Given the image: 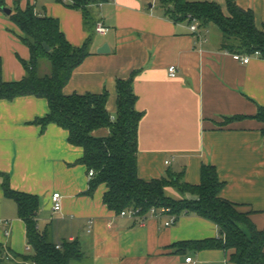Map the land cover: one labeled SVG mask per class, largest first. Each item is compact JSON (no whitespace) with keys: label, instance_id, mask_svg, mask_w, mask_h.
Wrapping results in <instances>:
<instances>
[{"label":"crops","instance_id":"obj_1","mask_svg":"<svg viewBox=\"0 0 264 264\" xmlns=\"http://www.w3.org/2000/svg\"><path fill=\"white\" fill-rule=\"evenodd\" d=\"M213 2L227 14L226 0ZM250 9L258 28L264 26V0H233ZM13 10L31 6L38 17L58 21L74 47L91 35L90 53L74 69L64 95L108 94L106 110L116 113V80L134 74L132 90L138 123L137 175L149 181L183 173L190 185L200 182L204 165L215 168L223 183L219 196L251 211L257 229L264 228V124L253 119L264 106V59L235 61L221 48V34L209 26L197 41L186 22L175 23L158 0H101L93 6L95 23L107 34L84 28L82 12L61 0H4ZM18 28L0 10L1 76L5 82L24 76L21 61L28 48ZM106 43L109 52L96 50ZM170 66L175 67L171 76ZM49 112L45 99L32 96L0 100V172L10 188L38 197L37 228L59 245L77 241L83 258L76 264H233L219 247L195 248L194 242L217 240L219 228L195 214L169 215L144 221L121 217L102 203L104 185L88 194L91 178L79 162L82 150L67 142V132L54 124L43 130L34 122ZM235 116L244 117L230 120ZM107 129L94 132L106 136ZM168 162V164H166ZM170 189L166 190L173 196ZM60 193L61 210L53 212L50 196ZM176 195V194H174ZM178 195V194H177ZM176 195V196H177ZM189 198V196H184ZM176 198H180L178 195ZM0 244L17 254H30L24 222L13 200L0 188ZM5 229L9 235L4 234ZM186 258H191L186 262Z\"/></svg>","mask_w":264,"mask_h":264},{"label":"trees","instance_id":"obj_2","mask_svg":"<svg viewBox=\"0 0 264 264\" xmlns=\"http://www.w3.org/2000/svg\"><path fill=\"white\" fill-rule=\"evenodd\" d=\"M101 0H73L68 5L82 12L84 28L91 34L95 19L93 6ZM164 14L173 22L196 20L201 32L209 26L221 34V48L229 54L252 55L264 59V26L258 28L250 9L239 8L233 0H226L227 14L213 2H188L186 0H158ZM5 7L0 0V10ZM8 19L18 28L19 40L28 48L29 59L21 61L24 76L18 81L5 82L1 76L0 100L11 101L18 97L32 96L45 99L48 114L34 123L43 130L54 124L67 132V142L82 150L79 162L92 170L94 175L87 193L92 194L104 185L102 203L115 214L126 210H138L147 217L150 210L168 209L165 215L195 214L207 219L219 228L217 240L194 242L195 248L219 247L233 264H264V228L257 229L251 219V211L219 196L223 183L211 165L200 170V182L190 185L183 173H168L158 179L142 180L137 175L138 123L142 114L135 110L136 97L132 90L134 74L126 80H116V113L112 118L107 110L108 94L64 95L62 90L72 72L90 53L91 35L80 47L72 46L59 29L58 21L51 17H38L31 6L11 10ZM94 32V31H93ZM95 33V32H94ZM45 44L49 51L44 50ZM46 61L49 72L40 73V65ZM235 116L228 121L240 120ZM264 124V106H258L252 116ZM107 129L106 136L94 132ZM264 138V128L261 129ZM0 188L4 197L15 202L17 216L26 229L30 254H17L0 244V264H76L83 258L77 241H63L57 247L46 232L37 228L38 197L10 188L9 177L0 172ZM180 195L175 198L166 190ZM189 196L185 198L184 196Z\"/></svg>","mask_w":264,"mask_h":264},{"label":"built area","instance_id":"obj_3","mask_svg":"<svg viewBox=\"0 0 264 264\" xmlns=\"http://www.w3.org/2000/svg\"><path fill=\"white\" fill-rule=\"evenodd\" d=\"M63 3L70 5L73 4V0H61ZM190 32L192 34H194L197 37V41L203 42L205 41V38L203 37V33L205 32H201L198 28V24L196 20H192V22L189 24L188 26ZM109 31V28L107 26H105L101 21H97L95 23L94 26V32L96 34H107ZM258 52H255L252 55H240V54H231L232 58L235 61L241 62L242 64H247L251 58V56H258ZM168 72L171 76L174 75L175 73V67L174 66H170L168 68ZM166 164H168V162H166ZM94 175L92 170H89L87 172V176L88 178H91ZM50 201H51V208L53 212H59L61 210V196L60 193L58 192H53L50 196ZM168 212V209H161V210H150L149 215L151 217H155V216H161L164 215ZM119 216L121 217H127L130 219H137L140 220L141 222L144 221V219H146L145 217H142L138 214V210H126V211H121L119 214ZM175 216H169V219L167 220V222L165 223L166 226L171 225L175 222ZM8 222L7 221H3L0 220V226H7ZM4 234L6 236L9 235V230L5 229ZM57 247H59V245H57ZM191 260V258H186L185 261L189 262Z\"/></svg>","mask_w":264,"mask_h":264},{"label":"water","instance_id":"obj_4","mask_svg":"<svg viewBox=\"0 0 264 264\" xmlns=\"http://www.w3.org/2000/svg\"><path fill=\"white\" fill-rule=\"evenodd\" d=\"M2 11H3L6 15H9L10 12H11V10L8 9V8H6V7L2 8ZM43 47H44V50H45L46 52L49 51V48H48L45 44H43ZM96 52H97V53H101V54L108 53V52H109L108 45H107L106 43L102 44V45L96 50Z\"/></svg>","mask_w":264,"mask_h":264},{"label":"rangeland","instance_id":"obj_5","mask_svg":"<svg viewBox=\"0 0 264 264\" xmlns=\"http://www.w3.org/2000/svg\"><path fill=\"white\" fill-rule=\"evenodd\" d=\"M213 28H214L213 30H216L217 32H219V30L216 27H213ZM219 34H220V32H219ZM48 72H49V65H48V63L46 61H42L41 62V65H40V73L41 74H45V73L47 74ZM169 191H172V190H169ZM172 192H174V191H172ZM174 194H176V192H174L173 193V196L172 195L171 196L176 198L178 195L176 194L177 195L176 196Z\"/></svg>","mask_w":264,"mask_h":264}]
</instances>
